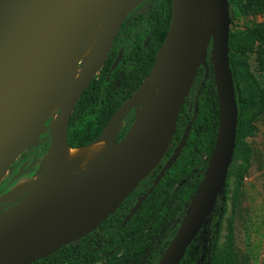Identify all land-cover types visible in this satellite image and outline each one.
I'll return each mask as SVG.
<instances>
[{
	"label": "water",
	"instance_id": "1",
	"mask_svg": "<svg viewBox=\"0 0 264 264\" xmlns=\"http://www.w3.org/2000/svg\"><path fill=\"white\" fill-rule=\"evenodd\" d=\"M105 3L110 5V22L102 32L104 42L81 65L80 72L71 81L70 92L58 107L56 127L47 136L48 147L41 158L34 187L18 195L12 200L18 199L17 202L0 212V264H29L80 238L84 234L70 235L71 219L92 206L108 204L106 214L95 226L114 211L166 151L178 111L199 65L204 66L200 85L207 77L205 57L209 45L218 102L216 136L190 204L155 264H177L205 221L216 196L220 194L223 199L237 120L227 55V0L170 1L168 28L154 53L148 75L117 106L104 126L113 132L110 142L116 145L117 152L69 183H49L48 157L61 141L66 143L68 118L75 101L104 62L121 22L132 7L126 9L125 0H0V178L32 141L37 128L48 126L49 121L45 122L55 99L54 89L72 39L96 8ZM120 55L121 50L113 64ZM150 91L153 100L143 117L134 127L133 120L126 133L115 140L117 129L110 123H119L118 119L129 109L138 107ZM189 128L188 123L171 155L148 189L136 198L121 225L175 161ZM80 146L83 145L75 147ZM48 215L53 220L51 230L43 238L29 240L27 233L33 221Z\"/></svg>",
	"mask_w": 264,
	"mask_h": 264
},
{
	"label": "trees",
	"instance_id": "2",
	"mask_svg": "<svg viewBox=\"0 0 264 264\" xmlns=\"http://www.w3.org/2000/svg\"><path fill=\"white\" fill-rule=\"evenodd\" d=\"M171 0H141L126 13L104 61L105 71L120 47L124 48L123 82L121 92L100 95V83L92 78L78 96L68 118L66 143L71 146L93 142L101 133L121 101L148 75L155 51L161 45L170 19ZM228 5V66L233 84L236 106L234 148L227 168L223 199L218 194L205 221L186 246L177 264H244L232 245V226L227 224L225 240L218 243L227 205L228 175L233 160L239 157L237 185L248 166L250 149L245 138L254 135V121L264 112V88L249 69L248 55L253 53L256 71H264V0H227ZM249 18L242 27L238 21ZM210 45L205 62L207 77L200 85L204 66L196 69L175 121L174 132L163 156L170 154L183 128L190 123V131L175 162L163 172L159 181L147 194L136 211L123 224L121 221L135 196L142 192L143 180L87 235L68 243L50 255L29 264H155L179 226L191 198L200 182L211 153L217 130L218 102L214 84ZM120 65V64H119ZM119 65L113 68L117 71ZM200 88L196 95V90ZM196 111L193 112V104ZM135 119L133 109L121 118L115 140H119ZM46 120L45 124L48 123ZM46 144V142H45ZM202 156L205 159H202ZM15 199L13 202H16ZM101 243H95L98 232ZM96 233L88 240L91 233Z\"/></svg>",
	"mask_w": 264,
	"mask_h": 264
},
{
	"label": "bare ground",
	"instance_id": "3",
	"mask_svg": "<svg viewBox=\"0 0 264 264\" xmlns=\"http://www.w3.org/2000/svg\"><path fill=\"white\" fill-rule=\"evenodd\" d=\"M141 0H125L126 9H129ZM110 5L105 3L96 8L91 17L78 29L72 39V47L68 51L62 69L58 75L54 89L55 99L51 105L48 126H39L32 140L49 135L56 127L57 110L63 98L70 92L71 81L81 70L77 65L79 59L88 60L104 42L102 32L110 22ZM153 100V92L150 91L144 96L140 105L133 109V127L143 117L149 104ZM114 129H118L119 123ZM113 135L110 127L104 128L96 141L80 147H71L64 141L56 145L54 152L48 157L49 183H69L78 177L79 174L87 172L117 152L116 145L110 142ZM37 180V176L22 179L14 183L6 195H22L31 190ZM108 204L92 206L85 212L74 215L70 222V235L79 237L90 230L106 214ZM53 226L52 216H42L33 221L27 233L29 240L43 238Z\"/></svg>",
	"mask_w": 264,
	"mask_h": 264
},
{
	"label": "rangeland",
	"instance_id": "4",
	"mask_svg": "<svg viewBox=\"0 0 264 264\" xmlns=\"http://www.w3.org/2000/svg\"><path fill=\"white\" fill-rule=\"evenodd\" d=\"M255 20L264 21V16H258ZM249 23V18H243L237 24L242 27ZM253 56V53L248 55L249 69L255 74L260 86L264 88V71H256ZM84 62V59H79L77 65L81 66ZM118 120L120 127L121 119ZM110 124L111 127L115 126L112 122ZM254 124L256 126L254 135L245 138L250 154L247 169L239 185H237L235 173L237 165L241 162L239 157L233 160V166L228 175L227 209L218 239L219 244L224 242L227 224L230 222L233 249L244 264H264V112L254 121ZM46 139L47 135L29 142L6 168L0 178V212L9 207L14 198L20 197L6 195L14 183L38 175L43 155L41 144Z\"/></svg>",
	"mask_w": 264,
	"mask_h": 264
},
{
	"label": "flooded vegetation",
	"instance_id": "5",
	"mask_svg": "<svg viewBox=\"0 0 264 264\" xmlns=\"http://www.w3.org/2000/svg\"><path fill=\"white\" fill-rule=\"evenodd\" d=\"M116 35V34H115ZM113 41V40H112ZM111 45H112V43H111ZM111 45H110V48H111ZM110 48H109V50H110ZM108 50V51H109ZM119 50H121V55H120V57H119V59H118V61L116 62V64H113V61H114V59H115V57L117 56V53L119 52ZM108 53V52H107ZM123 55H124V48L123 47H120V48H118L117 50H116V54H115V56H114V58H113V60H112V62H111V65L110 66H108V68L106 69V71H105V74H104V77H103V79H102V76H103V72H104V67H103V65H104V62L102 63V65L99 67V69L95 72V74L93 75V77L92 78H94V80H96V82H99L100 83V86H99V92H100V95H102L103 93L105 94V95H109V94H114V93H117V92H121V84H122V82H123V71H122V69H123V63H121L122 61H121V59H122V57H123ZM107 56V55H106ZM106 59V58H105ZM105 61V60H104ZM120 64V65H119ZM119 65V67L120 68H118V70L117 71H114L113 72V68H115V67H117ZM91 78V79H92ZM90 79V80H91ZM139 86V85H138ZM138 86L135 88V89H133L128 95H126L125 96V98L121 101V103L127 98V97H129L135 90H137V88H138ZM200 91V90H199ZM199 93V92H198ZM197 93V90H196V95L198 94ZM188 94V93H187ZM186 97V96H185ZM185 99V98H184ZM194 104H196V103H194ZM194 104H193V106H194ZM188 124V123H187ZM186 124V125H187ZM190 124V123H189ZM185 125V126H186ZM184 129V128H183ZM189 131H190V128H189ZM183 132V131H182ZM182 132H181V134H182ZM188 134H189V132H188ZM181 136V135H180ZM188 136V135H187ZM180 138V137H179ZM187 139V138H186ZM178 141H179V139L177 140V142L174 144V146L172 147V150H171V152H170V154H168L167 156H166V158H164L163 156L165 155V153H166V151L164 152V154L162 155V157L160 158V160L158 161V163L140 180V181H144L143 183H142V187H145L146 186V188L142 191V192H140L139 194H137L136 196H135V198H134V200H133V202L130 204V206L128 207V209H127V211H126V213L128 212V210L130 209V207H131V205L134 203V201L136 200V198L138 197V196H140L142 193H144L147 189H148V187L151 185V183H152V180H153V178H154V176L158 173V171H159V169H160V167L163 165V163L167 160V158L171 155V153H172V151H173V148L175 147V145L178 143ZM45 142H46V144H45ZM186 142V141H185ZM48 143H49V140L48 139H46L42 144H41V149L43 150V154H44V152L46 151V149H47V147H48ZM185 144V143H184ZM169 145V144H168ZM184 146V145H183ZM168 147V146H167ZM182 149V148H181ZM166 150H167V148H166ZM181 151V150H180ZM180 153V152H179ZM43 156V155H42ZM178 156H179V154H178ZM177 156V157H178ZM17 158V157H16ZM177 159V158H176ZM175 159V160H176ZM202 159L204 160L205 159V157L204 156H202ZM175 162V161H174ZM173 162V163H174ZM172 163V164H173ZM12 164V163H11ZM161 178V177H160ZM139 181V182H140ZM159 181V180H158ZM138 182V183H139ZM138 183H137V185H138ZM136 185V186H137ZM17 202V201H16ZM15 202H13V201H11V204L9 205V206H11L12 204H14ZM126 213H125V215H126ZM121 225V224H120ZM107 231L108 230H105V231H102V230H100L99 232H98V235H97V237L95 238V243H98V244H102L101 243V238H100V236H99V233L101 234V233H103V234H106L107 233ZM91 232V231H90ZM90 232H87L86 234H84L83 236H85V235H87L88 233H90ZM97 233V232H96ZM96 233H91L89 236H88V240H90V239H92L93 238V235H95ZM83 236H81V237H83ZM80 237V238H81ZM79 239V238H78ZM78 239H76V240H78ZM75 240V241H76ZM74 241H72V242H69V243H73ZM68 244V243H67Z\"/></svg>",
	"mask_w": 264,
	"mask_h": 264
}]
</instances>
